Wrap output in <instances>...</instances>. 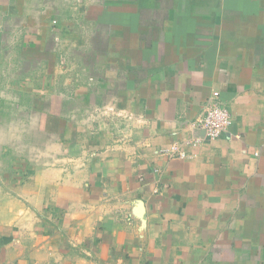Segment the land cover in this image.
<instances>
[{"label":"crops","instance_id":"crops-1","mask_svg":"<svg viewBox=\"0 0 264 264\" xmlns=\"http://www.w3.org/2000/svg\"><path fill=\"white\" fill-rule=\"evenodd\" d=\"M0 264H264V0H0Z\"/></svg>","mask_w":264,"mask_h":264},{"label":"built area","instance_id":"built-area-1","mask_svg":"<svg viewBox=\"0 0 264 264\" xmlns=\"http://www.w3.org/2000/svg\"><path fill=\"white\" fill-rule=\"evenodd\" d=\"M232 123L229 110L218 101V93L214 92L205 105L204 114L199 123L201 130L204 132V138L207 140L220 138L227 132ZM198 141H193L192 146L198 144ZM161 154L179 159L195 157V155H189L181 150L178 146L162 149Z\"/></svg>","mask_w":264,"mask_h":264},{"label":"rangeland","instance_id":"rangeland-1","mask_svg":"<svg viewBox=\"0 0 264 264\" xmlns=\"http://www.w3.org/2000/svg\"><path fill=\"white\" fill-rule=\"evenodd\" d=\"M94 117H96V115H94Z\"/></svg>","mask_w":264,"mask_h":264}]
</instances>
